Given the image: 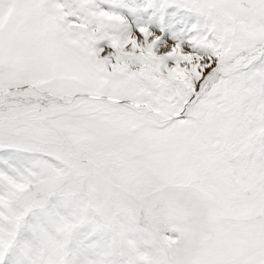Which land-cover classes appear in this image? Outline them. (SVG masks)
<instances>
[{"label": "snow or ice", "instance_id": "obj_1", "mask_svg": "<svg viewBox=\"0 0 264 264\" xmlns=\"http://www.w3.org/2000/svg\"><path fill=\"white\" fill-rule=\"evenodd\" d=\"M0 264H264V0H0Z\"/></svg>", "mask_w": 264, "mask_h": 264}]
</instances>
